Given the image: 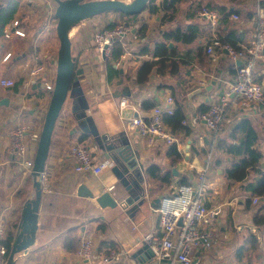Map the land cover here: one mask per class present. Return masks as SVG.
I'll return each mask as SVG.
<instances>
[{
	"label": "crops",
	"instance_id": "crops-1",
	"mask_svg": "<svg viewBox=\"0 0 264 264\" xmlns=\"http://www.w3.org/2000/svg\"><path fill=\"white\" fill-rule=\"evenodd\" d=\"M9 1L16 3V11L4 28L12 20L19 19L26 31L25 37L6 38L3 32L0 34V80L10 78L16 82L10 94H5L0 88V229L1 239L14 233L15 242L22 228L24 208L27 202L36 200L37 188L34 175L25 172L19 160L9 154L10 136L16 127L23 124L30 127V133L40 136L52 94L43 85L54 82L60 40L50 0H3L1 9ZM215 2H226L232 8L234 5L230 0H187L179 6V11L170 22L162 18V11L152 14L146 10L138 14L135 18L147 28L145 36L139 37L140 31H132L127 35L123 41L124 53L120 61L114 63V68L119 69L121 74L113 79H110L104 57L98 52L94 35L89 34L91 24L81 21L70 30L76 68L84 70L76 86L90 102L88 115L94 119L103 135L130 142L144 168L146 194L131 203H124L126 190L109 169L103 176L75 171L76 159L71 149L77 144L87 146L96 162L102 163L105 159L93 136L79 126L72 111L73 99L68 98L56 122L46 161L50 189L45 192L42 190L35 241L27 249L15 254V264H106L103 256L111 250L122 251L120 260L111 264H144L134 257L135 251L145 243L143 236L150 231L159 236L162 234L156 212L159 203L155 204V201L174 191L183 178L194 180L195 169L191 168L192 165L208 169L210 186L206 205L211 210H222L212 224L218 232L214 248L196 253L193 264H264L263 251L260 250L262 257L254 256L252 260L249 259L252 254L246 251L247 248L254 249L252 245L255 244L250 242L251 236L261 241L264 249V223L258 225L254 221L264 214V209L257 213L263 199L255 204L252 197L257 194L248 186L257 174L250 172L246 180L230 184L225 170L231 165V159L216 149L209 151V146H215L220 136L231 132L240 117L248 116L257 126L259 147L264 154V105L230 108L227 112L230 124L224 132L214 133L202 122L190 127L192 133L188 136L185 131L175 132L168 125L176 138L174 143L184 153V159L174 165L166 155L169 145L160 142L157 145L150 144L148 138L132 125L134 116H148L151 113L153 107L144 108V102L147 105L157 104L172 95L175 101L184 103L187 116L200 111V106L207 107L218 94L222 95L229 89L235 77L233 62L225 51L214 60L206 49L207 43L217 37L220 24L213 27L209 20L197 15V11L202 8L198 6ZM156 3L160 4L161 0ZM236 8L244 16L242 22L234 24V28L247 30L249 41L258 25L257 21L260 16H264V0H246ZM144 15L145 20L142 18ZM188 23L200 24V35L195 41H165L167 47L175 49L171 54L175 60V71H171V61L168 59L161 69L152 70L146 84L138 85L136 76L142 62L160 58L144 50H154L155 45L164 40L165 33ZM134 33L137 38H134ZM200 48L203 53L199 54ZM8 53L11 56L5 59ZM37 63H44L47 71L36 82H30L27 74ZM256 74L264 85V60L258 65ZM198 88H201V92L192 94ZM6 97H10V104L6 103ZM123 99H126L128 106L121 110L119 105ZM206 136L211 138L210 144L205 142ZM38 142L30 141L32 149L37 150ZM151 164L171 170V183L152 177L148 171ZM255 167L264 171V157ZM174 169L177 174L173 172ZM82 183L92 188L94 197L78 195V187ZM105 190H111L116 196L120 209L116 206L102 207L98 203L96 196ZM72 227H78L81 242L88 238L93 241L96 253L90 262L79 261L77 252L65 249L64 236Z\"/></svg>",
	"mask_w": 264,
	"mask_h": 264
},
{
	"label": "built area",
	"instance_id": "built-area-1",
	"mask_svg": "<svg viewBox=\"0 0 264 264\" xmlns=\"http://www.w3.org/2000/svg\"><path fill=\"white\" fill-rule=\"evenodd\" d=\"M109 13V21H113L115 12ZM197 15L209 20L213 27H217L221 22V15L214 8L202 6L197 11ZM242 11L238 9L233 12L230 18L238 20L241 18ZM258 25L251 39L239 48L230 43H222L217 37L207 43V52L216 59L219 53L226 52L228 58L233 62L235 71L234 81L229 89L222 95L214 98L208 104L205 111H197L187 114L183 124L195 127L204 122L207 128L214 133L227 130L230 119L227 112L230 108L245 107L249 108L256 105H264V85L258 80L256 71L258 65L264 60V16H260ZM129 22H120L113 27L97 29L94 33V40L97 49L104 59L112 57L116 41H123L132 31H140L143 22H136L127 25ZM6 38L12 36L25 37L26 31L19 19L11 21L3 31ZM134 38L137 35L134 33ZM11 53L4 58L8 59ZM47 71L44 63H37L28 72V81L36 82L37 78ZM27 81V80H26ZM16 82L10 78L0 80V88L5 94L12 93ZM205 85V84H204ZM49 90H53L54 82H46ZM128 103L126 99L120 102V109L123 110ZM176 110V101L172 95L164 98L157 103L151 113L146 116L138 114L132 118V125L142 135L146 136L150 144L157 145L158 142L170 145L176 141L175 136L170 131L164 120L166 114H173ZM28 125H19L10 136L9 154L19 160L25 172L32 173L36 149H32L30 141L39 140L38 133H30ZM71 153L76 159L74 169L78 173H94L103 176L107 165L103 162H96L91 150L82 144L72 147ZM195 169L194 180L189 183L179 184L174 191L162 196L156 208L161 227V236L156 232L150 231L143 236V241L151 247L153 251L152 259H157L158 264H193L195 254L208 252L214 248L218 240V232L213 229L212 224L222 213L220 208L211 210L206 205V194L210 186L208 179V169L206 167L191 166ZM41 180L42 190L49 191V174L46 170L42 171L38 177ZM264 197L254 195L252 197L255 204L260 203ZM2 230L0 229V264H8V248L1 243ZM95 246L91 239H84L77 251V258L81 262H90L95 255ZM122 251L111 250L103 256L106 264H111L120 260ZM165 262V263H163Z\"/></svg>",
	"mask_w": 264,
	"mask_h": 264
},
{
	"label": "water",
	"instance_id": "water-1",
	"mask_svg": "<svg viewBox=\"0 0 264 264\" xmlns=\"http://www.w3.org/2000/svg\"><path fill=\"white\" fill-rule=\"evenodd\" d=\"M2 1L0 0V3ZM57 1L59 2V6L56 9V29L60 40V48L56 60L54 88L39 137L32 170V174L36 178V200L27 202L24 208L22 228L13 243L8 264H15V254L27 249L35 241L38 227V207L42 196L41 180L38 177L45 170L54 128L68 98L73 99L72 111L78 120L79 126L93 136L97 147L103 153L105 159L103 163L107 165V169L117 177L120 184L125 188L127 196L123 200L124 203H131L135 199H138V197H144L146 194L144 168L139 163L130 142L125 139H115L114 137L103 135L96 126L94 119L88 115L87 110L90 107V102L82 90L76 86L79 76L84 70L81 67L76 68V58L72 53L70 30L79 22L106 12L119 11L129 15L139 14L151 0H132L130 2L125 0ZM43 86L46 87V84L44 83ZM200 92L201 88H198L192 94ZM5 101L7 104H10V97H6ZM204 140L210 144L211 138L206 136ZM173 172L177 174L176 169ZM78 195L82 197L95 196L92 188L85 183L80 184L78 187ZM96 199L102 207H115L119 204L111 190H105L96 196ZM160 201L161 198L156 199L155 204L160 203ZM134 257L140 263L158 264L157 259H152L153 251L147 243H142L135 251ZM151 259L152 261H150Z\"/></svg>",
	"mask_w": 264,
	"mask_h": 264
},
{
	"label": "trees",
	"instance_id": "trees-1",
	"mask_svg": "<svg viewBox=\"0 0 264 264\" xmlns=\"http://www.w3.org/2000/svg\"><path fill=\"white\" fill-rule=\"evenodd\" d=\"M157 0H151L144 10H149L152 14H159L160 11L163 12V19L166 21H173L175 15L179 11V6L186 2L187 0H161L160 4L156 3ZM234 3L233 8L224 3H207L205 4L209 8L216 9L221 17L220 25L218 26L217 38L222 43H230L235 47L239 48L241 43H246L249 39V34L247 30L239 31L234 28V20L230 19V16L235 12L244 0H230ZM54 8L55 18L56 9L59 6L57 0H50ZM202 7V6H198ZM143 10V11H144ZM16 11V3L12 1L3 5L0 12V34L3 32L5 24L10 18L14 16ZM119 12V11H111ZM122 17H136L138 14L129 15L123 12H119ZM200 24L199 23H188L185 26H177L173 30H169L164 34V40L155 45L154 50L146 49L145 52L152 53L154 56H160L158 59L144 60L139 66L136 76V83L138 85H144L149 80V75L154 69H161L165 62L170 59L171 61V71L174 72L175 60L171 57L174 53V48H169L166 46L165 41L167 39H173L180 43H191L195 41L200 35ZM114 25H108L107 27H113ZM146 26L144 25L140 30L139 37H144L146 33ZM203 53V50L199 49V54ZM124 53L123 43L121 41H116L112 53V57L105 59L106 67L110 74V79L117 77L121 74V71L114 68V63H118ZM178 103V108L173 114H166L164 120L167 125H169L173 131H185L186 135H191L192 130L189 126L183 124V120L186 117L185 105L182 101L176 100ZM156 104L151 103L147 105V102L143 103V107L148 109L154 107ZM201 111L208 109V106H200ZM210 152L216 149L217 151L226 153L231 159V165L225 170L226 177L230 184H234L238 181H244L247 179L248 173L256 172L257 176L253 181L249 182V189L257 195L264 197V171L260 168H256L257 162L261 161L264 157L262 150L259 147V132L254 121L248 117H240L231 132L220 136L217 144L211 145ZM198 151V150H197ZM166 155L169 158L172 165L182 161L184 159V153L178 149L176 143L170 144L166 149ZM150 175L154 178L161 179L164 182L171 183L173 173L171 170H165L162 166L158 164H151L148 167ZM189 183L187 178H183L180 184ZM252 200H249L251 202ZM264 209V198L262 203L257 208V213L259 214L261 210ZM255 223L260 225L264 222V214L259 218H256ZM251 236V235H250ZM250 242L257 244L258 240L251 236ZM1 243L8 248V257L10 256L13 243H14V233H10L5 238L1 239ZM81 245V236L78 234V227H72L66 231L64 236V247L70 252H77Z\"/></svg>",
	"mask_w": 264,
	"mask_h": 264
},
{
	"label": "rangeland",
	"instance_id": "rangeland-1",
	"mask_svg": "<svg viewBox=\"0 0 264 264\" xmlns=\"http://www.w3.org/2000/svg\"><path fill=\"white\" fill-rule=\"evenodd\" d=\"M83 1H87V0H83ZM125 1H127V2H130V1H132V0H125ZM244 1H246V0H244ZM242 4V3H241ZM144 11H146V10H144ZM147 13V12H146ZM140 14V13H139ZM108 15H109V13L108 12H106V13H102V14H99L97 17H92V19L91 20H88V19H86V20H84V21H82V23L83 24H91V29H89V34L90 35H94V33H95V31L97 30V29H101V28H106L105 26H108V25H116L117 23H120V22H123V23H125V22H129V23H127V25L129 24H131L130 22L132 21V23H134V22H136V20H137V18H132V17H122L121 16V14L119 13V12H117L116 14H115V16L113 17V20H114V22L113 21H109V17H108ZM145 16L146 15H144V17H142L144 20H145ZM244 15H242L241 16V18L240 19H238V20H234V23L235 24H239L240 22H242V17H243ZM80 23V22H79ZM78 23V24H79ZM106 24H108V25H106ZM73 29V28H72ZM96 43V42H95ZM99 52V51H98ZM120 207H121V205L119 204V205H117L115 208H117V209H120ZM263 245H262V243H261V241H258V243L257 244H255V246L254 245H252V247L254 248V249H251V248H247L246 249V251H247V254H252V255H250V257H249V259L250 260H252L253 259V257L254 256H260V257H262V252L261 251H263L264 252V249H263V247H262ZM251 249V250H250ZM261 250V251H260Z\"/></svg>",
	"mask_w": 264,
	"mask_h": 264
}]
</instances>
